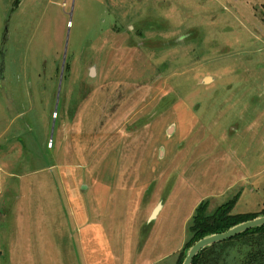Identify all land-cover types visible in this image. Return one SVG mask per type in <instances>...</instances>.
<instances>
[{
	"label": "rangeland",
	"instance_id": "rangeland-1",
	"mask_svg": "<svg viewBox=\"0 0 264 264\" xmlns=\"http://www.w3.org/2000/svg\"><path fill=\"white\" fill-rule=\"evenodd\" d=\"M233 198L264 212V0H0V264H176Z\"/></svg>",
	"mask_w": 264,
	"mask_h": 264
},
{
	"label": "trees",
	"instance_id": "trees-1",
	"mask_svg": "<svg viewBox=\"0 0 264 264\" xmlns=\"http://www.w3.org/2000/svg\"><path fill=\"white\" fill-rule=\"evenodd\" d=\"M236 198L217 208L212 214L207 213L208 202L202 201L195 208L188 226V235L176 264H182L186 252L199 240L213 234H221L241 223L251 221L263 213H231ZM237 249L246 252L240 259L230 262L229 253ZM192 264H264V226L249 230L239 236L218 243L201 251Z\"/></svg>",
	"mask_w": 264,
	"mask_h": 264
},
{
	"label": "water",
	"instance_id": "water-1",
	"mask_svg": "<svg viewBox=\"0 0 264 264\" xmlns=\"http://www.w3.org/2000/svg\"><path fill=\"white\" fill-rule=\"evenodd\" d=\"M65 60V51L63 55L62 61V69ZM161 205H158L157 208L153 211L149 222L153 221L160 210ZM264 226V216L257 217L251 221H247L236 225L224 233L221 234H213L210 236H206L201 240L197 241L186 253L185 259L183 260L182 264H192L195 257L203 250L211 247L212 245L225 242L230 240L236 236H239L249 230L260 228Z\"/></svg>",
	"mask_w": 264,
	"mask_h": 264
},
{
	"label": "crops",
	"instance_id": "crops-1",
	"mask_svg": "<svg viewBox=\"0 0 264 264\" xmlns=\"http://www.w3.org/2000/svg\"><path fill=\"white\" fill-rule=\"evenodd\" d=\"M158 205H161V207H160V210L159 211H161V209L163 208L162 207V203L161 202H159V204ZM157 205V206H158ZM197 205H198V203L196 204V206H195V208L197 207ZM157 208V207H156ZM155 208V209H156ZM195 208L193 209V211L195 210ZM159 211H158V213H157V215H156V217H155V219L157 220V217H158V214H159ZM152 215V214H151ZM151 217V216H150ZM149 220V219H148ZM141 253H143L144 252V248L143 249H141V251H140ZM142 254H140V256H141Z\"/></svg>",
	"mask_w": 264,
	"mask_h": 264
}]
</instances>
